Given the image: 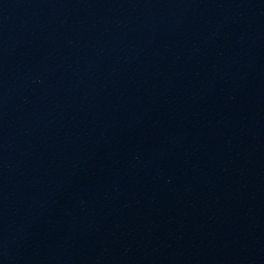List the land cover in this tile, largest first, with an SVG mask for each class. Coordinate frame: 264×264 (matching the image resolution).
<instances>
[{"label":"water","instance_id":"water-1","mask_svg":"<svg viewBox=\"0 0 264 264\" xmlns=\"http://www.w3.org/2000/svg\"><path fill=\"white\" fill-rule=\"evenodd\" d=\"M0 264H264V0H0Z\"/></svg>","mask_w":264,"mask_h":264}]
</instances>
